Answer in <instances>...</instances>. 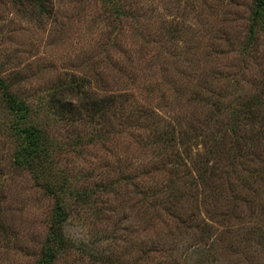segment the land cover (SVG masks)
Segmentation results:
<instances>
[{"label": "rangeland", "instance_id": "rangeland-1", "mask_svg": "<svg viewBox=\"0 0 264 264\" xmlns=\"http://www.w3.org/2000/svg\"><path fill=\"white\" fill-rule=\"evenodd\" d=\"M44 5L0 0V76L37 112L71 191L52 264H264V136L242 125L233 146L211 116L264 89L252 0ZM75 81L111 101L104 115L52 113L50 94ZM6 119L0 107V264H34L53 200L14 162Z\"/></svg>", "mask_w": 264, "mask_h": 264}, {"label": "trees", "instance_id": "trees-1", "mask_svg": "<svg viewBox=\"0 0 264 264\" xmlns=\"http://www.w3.org/2000/svg\"><path fill=\"white\" fill-rule=\"evenodd\" d=\"M27 1L40 8L45 7L44 0ZM256 29H260L264 33V0H252L249 24L251 38L255 37ZM73 99H77L78 104H76L78 106L72 103ZM110 106L111 101L93 96L84 89V85L80 81L58 86L50 94L48 105L53 114L62 118L68 119L70 116H74L80 119L82 115L86 114L92 121L104 115ZM223 106L219 103L214 107L211 116L224 115L221 122L229 130L226 131L227 134L230 131L233 133V146H239L242 144L241 140L245 138L240 134L237 135V130L242 125L247 124L251 129L250 138L264 136V89L245 97L230 110ZM0 107L7 118L6 122L2 124L10 130L15 140L14 162L29 169L37 183L46 189L53 200L46 237L39 258L34 263L52 264L57 253L69 247V242L63 231V224L68 217L64 196L68 194L70 189H68V183L65 182L63 175L60 179L58 178L59 175L56 174L57 172L53 170L51 161L54 142L42 126V121L37 119V112L12 91L11 84L2 76H0ZM174 136L173 128H167L158 131L154 141L159 143L161 147L166 146L167 148L173 145L171 141L174 140ZM179 137H183V135L180 134ZM210 140L213 139L210 138Z\"/></svg>", "mask_w": 264, "mask_h": 264}]
</instances>
